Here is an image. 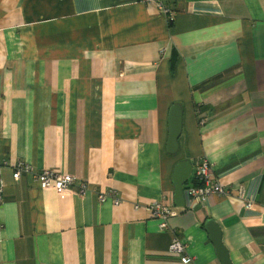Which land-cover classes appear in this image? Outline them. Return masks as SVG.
Here are the masks:
<instances>
[{
    "label": "crops",
    "instance_id": "0c3cea01",
    "mask_svg": "<svg viewBox=\"0 0 264 264\" xmlns=\"http://www.w3.org/2000/svg\"><path fill=\"white\" fill-rule=\"evenodd\" d=\"M162 2L172 19L144 0H0V264H182L175 238L222 264L208 219L233 264H264V0ZM204 157L228 192L179 207L176 164L186 188ZM21 161L88 191L15 180ZM111 189L119 203L99 199ZM155 199L178 212L165 229Z\"/></svg>",
    "mask_w": 264,
    "mask_h": 264
},
{
    "label": "built area",
    "instance_id": "2783aa9c",
    "mask_svg": "<svg viewBox=\"0 0 264 264\" xmlns=\"http://www.w3.org/2000/svg\"><path fill=\"white\" fill-rule=\"evenodd\" d=\"M148 4L156 5L166 16L172 17L174 11L168 5H164L162 0H144ZM212 162L208 157H204L199 161L196 169L197 183L189 187L185 192L187 198V205H192V202H197L202 205L203 208L207 206L212 195H225L227 189L217 180L213 181V167ZM1 168V165H0ZM23 173H27L32 176L33 180L40 185L43 189L55 188L59 193L72 194L75 193L74 183L76 176L70 173L58 172L54 169H44L42 171H35L32 164L26 161H21L15 168L13 177L15 180H19ZM5 182L0 169V203L4 200ZM86 185L81 184L80 192L83 194L86 192ZM99 198L105 201L112 198L115 203H119L117 197V191L114 189L108 191L99 192ZM251 205L248 204V207ZM190 207V206H188ZM150 211L153 216L157 217L161 221V228L168 227V219L171 216L177 214V212L163 199H155L149 205ZM188 247L186 243L175 238L170 246V251L180 255L182 264H196L193 256L187 254Z\"/></svg>",
    "mask_w": 264,
    "mask_h": 264
},
{
    "label": "water",
    "instance_id": "95a60500",
    "mask_svg": "<svg viewBox=\"0 0 264 264\" xmlns=\"http://www.w3.org/2000/svg\"><path fill=\"white\" fill-rule=\"evenodd\" d=\"M183 129V106L176 103L171 106L169 113V138L167 150L170 153H177L179 150V138ZM193 171V166L190 161H179L176 164L173 179L176 187V200L179 207L185 206L184 184L190 177ZM210 240L215 244L216 251L222 261V264H233L230 252L223 243L222 230L217 222L213 219H208L205 224Z\"/></svg>",
    "mask_w": 264,
    "mask_h": 264
},
{
    "label": "rangeland",
    "instance_id": "374dc122",
    "mask_svg": "<svg viewBox=\"0 0 264 264\" xmlns=\"http://www.w3.org/2000/svg\"><path fill=\"white\" fill-rule=\"evenodd\" d=\"M147 2V1H146ZM148 3V2H147ZM168 7H170V6H168ZM164 14V13H163ZM166 15V14H165ZM212 167H213V164H212ZM195 174H196V171H195ZM213 178V181H217L218 180V178H216V177H214V172H213V177H211V179ZM195 179H196V175H195ZM76 181H77V179H76ZM76 181H75V183H74V189H75V193H72V194H78L79 196H83V195H85L86 193H87V191L88 190H86V192L85 193H81L80 192V189H81V184L82 183H84L85 185H86V189L88 188V183L86 182V181H81V182H78L77 184H76ZM219 181V180H218ZM220 182V181H219ZM197 183V180H196V182H195V184ZM221 183V182H220ZM194 184V185H195ZM194 185H192V186H194ZM223 185V184H222ZM192 186H189V187H192ZM224 186V185H223ZM189 187H184V196L186 195L185 194V192L189 189ZM217 196V195H216ZM100 199V198H99ZM101 200V199H100ZM186 200V202H187V198L185 199ZM102 201V200H101ZM102 202H104V201H102ZM192 203H196V202H192ZM199 204V203H198ZM248 204H250L251 206L250 207H248ZM248 204H246V208L247 209H251L252 208V206H253V202H249ZM148 209L150 210V208H149V206H148ZM175 210V209H174ZM176 212H177V210H175ZM178 213V212H177ZM177 215V214H176ZM175 216V215H174ZM155 217V216H154Z\"/></svg>",
    "mask_w": 264,
    "mask_h": 264
},
{
    "label": "trees",
    "instance_id": "16d2710c",
    "mask_svg": "<svg viewBox=\"0 0 264 264\" xmlns=\"http://www.w3.org/2000/svg\"><path fill=\"white\" fill-rule=\"evenodd\" d=\"M176 59H177V53L176 51H174L173 53V60H172V67L174 68L175 64H176Z\"/></svg>",
    "mask_w": 264,
    "mask_h": 264
},
{
    "label": "clouds",
    "instance_id": "9594fccd",
    "mask_svg": "<svg viewBox=\"0 0 264 264\" xmlns=\"http://www.w3.org/2000/svg\"><path fill=\"white\" fill-rule=\"evenodd\" d=\"M175 14V13H174ZM168 17V16H167ZM168 18H170V17H168ZM173 17H171V19H172Z\"/></svg>",
    "mask_w": 264,
    "mask_h": 264
}]
</instances>
